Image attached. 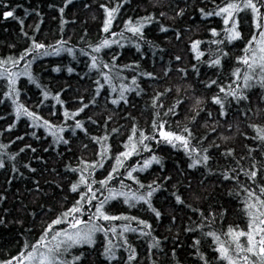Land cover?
<instances>
[{
	"label": "snow or ice",
	"instance_id": "obj_1",
	"mask_svg": "<svg viewBox=\"0 0 264 264\" xmlns=\"http://www.w3.org/2000/svg\"><path fill=\"white\" fill-rule=\"evenodd\" d=\"M75 2L0 0V264H264V0Z\"/></svg>",
	"mask_w": 264,
	"mask_h": 264
},
{
	"label": "trees",
	"instance_id": "obj_2",
	"mask_svg": "<svg viewBox=\"0 0 264 264\" xmlns=\"http://www.w3.org/2000/svg\"><path fill=\"white\" fill-rule=\"evenodd\" d=\"M12 2L22 4L24 7H28L30 5L34 6L38 2H42V0H12ZM45 11L48 12L50 10L45 8ZM67 11H68L69 17H71L73 12H75L76 15L79 17V20L84 21L83 25L77 23L74 26L76 31H79L82 27H89L94 31V23L90 19V13L88 10L82 8L80 0H76V2L72 5V7L69 8ZM16 14L23 16V8L18 9ZM195 19L196 18L194 17L193 18V26H195V24H194ZM26 23H28V24L32 23L31 18H28L26 20ZM44 27L47 30L49 28H54L55 24L50 23L49 20L46 19ZM5 28H7V30H8L7 32L4 31ZM18 29H19V26L16 24L15 21L10 20L6 23L0 22V41L10 42V41L16 40ZM69 30L70 31L72 30V26H69ZM149 35L154 36L155 34H154V32L150 31ZM158 42L161 43V46H165L163 43L162 37L159 38ZM0 51H3L2 46H0ZM56 59L57 58H54V57L42 58V60H44L45 62L54 61ZM77 69L79 70V65H77ZM67 75H68L67 73H63V72L60 74L45 75V81L48 82L50 79V82H51L53 87L62 86L65 79L67 78ZM68 83L72 84L73 87L77 86V82H76V79L74 77V74H73V79L68 80ZM29 88H31V86H29ZM0 179H2V177H0ZM13 191H15V188H13ZM230 219L235 220V216H231ZM161 231H163V229H161ZM12 235L13 234L9 233V232H0V245L7 246Z\"/></svg>",
	"mask_w": 264,
	"mask_h": 264
}]
</instances>
